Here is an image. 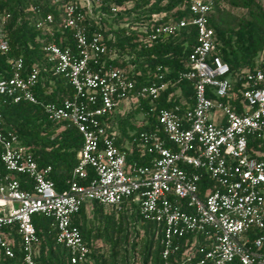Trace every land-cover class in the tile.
<instances>
[{"label": "built area", "instance_id": "2783aa9c", "mask_svg": "<svg viewBox=\"0 0 264 264\" xmlns=\"http://www.w3.org/2000/svg\"><path fill=\"white\" fill-rule=\"evenodd\" d=\"M118 1L134 0L63 5L57 25L69 31L72 46H43L53 75L64 77L73 91L60 103H45L43 111L50 122L73 126L82 139L65 192H57L48 178L50 167H39L30 149L2 128L0 114V251L14 256V240L4 232L9 228L18 235L22 263L39 264L32 216L44 215L52 219L56 242L66 249L70 264H86L89 248L73 222L81 206L95 201L120 211L132 198L143 218L162 225L164 264L181 246H186V264H264L263 72H246L242 89L235 92L208 24L214 3L189 0L186 17L142 29L149 31L151 42L187 26L196 34L186 68L178 74L191 82L192 102L182 98L179 105L157 107L153 103L169 84L165 69L158 66L152 81L136 87L129 69L108 64L111 54L101 34L88 35L83 25L93 5H109L114 13ZM33 10L36 29L53 36L54 17ZM163 17L151 16L153 22ZM5 20L0 15V54L9 51ZM8 63L10 75L0 78V95L13 103H37L39 68H26L21 58ZM142 101L151 105L142 115L153 119V127L129 132V141L120 138L108 119ZM147 123L148 119L143 125ZM134 149L148 157L146 164H127ZM88 177V184H82Z\"/></svg>", "mask_w": 264, "mask_h": 264}, {"label": "trees", "instance_id": "16d2710c", "mask_svg": "<svg viewBox=\"0 0 264 264\" xmlns=\"http://www.w3.org/2000/svg\"><path fill=\"white\" fill-rule=\"evenodd\" d=\"M214 5L208 17V24L216 38L217 54L230 71L233 90L239 92L244 84L246 72L260 69L264 74V8L258 0H212ZM189 0H134L131 3L118 1L119 9L111 12L109 5L92 6L85 13L83 25L88 35L100 33L102 41L111 54L108 64L113 67L130 70V76L136 87L149 83L158 66L166 71L168 87L153 103L157 107L179 105L184 98L187 104L192 102L191 82L179 79V72L185 70L188 55L196 41L195 29L187 26L165 39L151 42L147 40L149 31L142 29L154 24L178 21L186 17ZM67 3L80 4V0H0V15L6 16L3 32L9 45L7 54H0V78L10 75L8 60L21 58L24 66H37L40 70L38 85L34 91L37 103H13L11 99L0 95V114L2 128L15 135L20 144L29 148L39 167H50L49 179L57 192L67 190V181L77 163V152L82 139L71 125L62 122H50L43 111L45 103H60L72 97L73 91L62 76L53 75L51 62L43 51V46L54 42L59 46L70 45L69 31L62 30L58 20L62 16V6ZM54 17V34L35 27V12ZM81 10H84L80 8ZM234 10H242L237 16ZM153 14L164 17L153 22ZM236 105V104H235ZM151 105L140 102L136 108L122 115H113L108 119L109 128H114L120 138H127L129 132L137 134L140 130L151 129L154 125L151 117L142 114ZM148 123L144 124V121ZM142 125H138V124ZM250 146L256 143L250 141ZM148 157L140 156L137 149L127 155V164H146ZM24 180L23 176L19 177ZM89 177L82 181L87 185ZM25 184L24 186H27ZM86 205H82L74 224L89 248L86 264H136L135 239L139 237L141 252L139 264H164L161 258L162 225L143 218L136 204L130 198L129 203L120 211L104 208L95 201L89 203L90 215L86 214ZM32 223L38 237L39 264H70L66 249L56 242V230L52 219L44 215H33ZM4 232L14 240L13 258L4 256L0 251V264H23L18 248V235L14 230L4 228ZM133 233V235H132ZM132 237V238H131ZM191 240V238H189ZM102 241L107 250L102 251L98 242ZM203 239L198 237V245ZM186 246L171 256L168 264H186L183 256Z\"/></svg>", "mask_w": 264, "mask_h": 264}, {"label": "rangeland", "instance_id": "374dc122", "mask_svg": "<svg viewBox=\"0 0 264 264\" xmlns=\"http://www.w3.org/2000/svg\"><path fill=\"white\" fill-rule=\"evenodd\" d=\"M258 1L260 2L262 7L264 8V0H258ZM233 12L237 16H240V15L243 14L242 10H234ZM125 106H126V103H122L121 108H123ZM85 209H86V214L89 216L90 215V211H91V208H90L89 204H87ZM141 234H142V231H139V237H138V239H135V242H136V244H135L136 245L135 246V260L137 261L136 264H139L138 260H139V255H140V252H141V242L139 241V239L141 237ZM132 235H133V233H132ZM98 246L100 247V249L102 251L107 250V246L102 241L98 242Z\"/></svg>", "mask_w": 264, "mask_h": 264}]
</instances>
